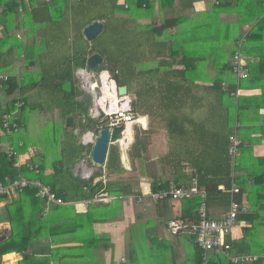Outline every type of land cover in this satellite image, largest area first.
<instances>
[{"label":"trees","instance_id":"trees-1","mask_svg":"<svg viewBox=\"0 0 264 264\" xmlns=\"http://www.w3.org/2000/svg\"><path fill=\"white\" fill-rule=\"evenodd\" d=\"M178 1V0H177ZM197 0H190L191 6ZM172 0H51L50 4L44 5L40 0H0V75L9 69L8 59L10 56L24 55L30 56L29 65H33L36 55L42 64L40 74L25 73L20 75V79L14 75H8L6 82L2 83L0 92L9 98L7 104L0 109V120L3 115H12L17 111L16 104L23 103L20 108L19 117L16 121L20 127V131L13 136L0 134V183L6 178L10 181L18 177H24L28 180H37L43 185L48 186L51 191L60 198L63 203L70 202L71 197H83L84 200L93 199L96 193L101 190L103 184L101 181L94 183V180L106 175L107 178L118 177L125 171L120 161V150L117 145H111L104 169L98 167L97 172L93 173L87 181H76L72 185H64L62 182V169L66 173L69 172L75 161L82 160L84 153L90 154L92 145L85 147L80 146L81 150H77L76 155L71 159V165L64 168L63 163L59 165L61 170L55 169L53 175H45L46 166L45 159L33 160L37 163L38 172L29 171L26 165L17 168V156L23 155L29 148V144L22 138L21 133L25 127V117L31 110L41 108V103H31L29 101V93L34 89H42L41 85L46 80H51L55 84V96L51 101L53 108H57L62 119L72 117L78 120L83 129L94 131L98 134L101 129L107 128L99 121H93L88 117V110L91 106L90 96L84 94L81 89L75 87L73 73L75 70L86 67V60L92 54H99L103 62L101 65L93 69L94 73L108 71L115 80L118 87L126 86L128 94L133 97L132 109L137 115H144L147 109L156 114L159 108H164L163 100L160 99V88L153 89L150 84L146 88V73L144 63L155 62L156 70L148 71L150 79L155 80L157 84L162 79H168L170 76H184L193 61L182 60L185 66L184 70L177 71L172 69L176 66L178 52L185 56V48L180 45L177 47L176 28L180 25L183 17H164L159 25H138V20L146 18L153 19L156 8L161 10L164 6L173 7ZM217 4V5H216ZM219 4V5H218ZM29 6V7H28ZM227 7V3L222 0H215L211 6L210 13L205 16L217 17ZM255 9L257 10L253 16H239L238 21L232 25L213 23L212 18L199 27L198 32L204 38L201 47V55L209 54L208 51L221 54L222 57L229 55L231 61L224 64V72H228L232 77L227 83V89L223 95H230L236 90L262 89L264 91V20L260 19L264 12V0H258ZM257 20V21H256ZM95 21L102 23V33L94 41L88 43L83 39L82 30L91 25ZM255 21V22H254ZM247 22V23H246ZM248 24V25H247ZM244 25L249 27L248 30L243 29ZM26 31V39L30 40L26 44L19 35L17 30ZM41 30L43 32L39 42L32 36V33ZM81 38L84 42L83 47L79 48L72 43V40ZM74 38V39H73ZM57 46V47H56ZM63 56L60 60H54L53 54L56 48L64 49ZM36 48V49H35ZM239 52L241 58L245 62L247 70V78L237 83L235 76L231 71V62L234 55ZM183 58V57H182ZM180 63V64H181ZM51 74L48 76V73ZM164 69L166 71L161 70ZM153 76H156L154 78ZM221 80L215 79L211 88L221 90ZM57 91V92H56ZM167 92V91H166ZM151 94L155 95L157 105L150 102ZM81 97L80 101L76 98ZM166 105L169 101L165 99ZM241 98L237 103V118L239 120L242 109ZM86 121V123H84ZM12 123V121H10ZM64 122V121H63ZM176 124V123H173ZM63 128V125H61ZM58 129V127H56ZM61 129V127H60ZM64 130V128H63ZM123 127L117 128L112 135V142L120 138ZM65 131V130H64ZM57 133V131H55ZM125 132V131H124ZM123 132V133H124ZM72 133V132H71ZM145 131H141L135 135V140L129 150L131 160L141 157L146 149ZM230 135H227V141ZM11 146L14 155L9 157L7 148ZM228 144L226 145L219 164L217 173L204 170L200 162V158L192 164L196 168L194 173L187 174L183 171L182 160L173 162L172 171L176 176L171 181L161 182L160 180L152 184L151 192H157L169 187V183L173 182L177 187L186 188L190 186L192 178H195L197 187L206 192V204L218 205L221 208H229L230 205V187L232 167L230 159L227 156ZM63 152V149H61ZM239 164V160L237 161ZM185 165V164H184ZM239 166V165H237ZM185 167H189L186 165ZM185 170V169H184ZM237 170V168H236ZM179 172V174H177ZM264 179V173L260 175L259 182ZM250 179H245L249 181ZM62 185V186H61ZM111 186H107L109 192ZM84 193V195H83ZM116 195H128V190L114 192ZM242 191L236 196V200L241 202ZM8 196H0V204L6 202ZM169 199L160 201L168 202ZM183 203V213L181 220L186 222L190 227L196 225L200 220L199 209L202 199L194 196L190 199L179 201ZM109 206H106L107 209ZM46 201L36 197V191L30 188L22 189L17 192V198L7 201L5 209L8 213L10 229L5 241L0 243V261L4 255L16 253L22 257L19 264H50L53 257H37L36 254L29 255L30 245L34 241L52 238L53 230H50V214L53 217H63V211L71 209L59 205H52L50 210L44 213ZM188 216H192L187 220ZM243 215L237 216L239 220H245ZM58 223L51 225L57 227ZM168 224V223H167ZM56 231V228H54ZM190 230V229H188ZM187 234V233H182ZM195 245L194 235L189 236ZM227 243V241H226ZM197 260L193 264H200L201 252L195 247ZM232 251V247H231ZM52 255L55 251H51ZM210 264H232L228 262L219 253H210ZM254 264H264L260 260Z\"/></svg>","mask_w":264,"mask_h":264},{"label":"crops","instance_id":"crops-1","mask_svg":"<svg viewBox=\"0 0 264 264\" xmlns=\"http://www.w3.org/2000/svg\"><path fill=\"white\" fill-rule=\"evenodd\" d=\"M222 1L227 3V7L217 17L204 15L210 13L215 0H197L191 6H189L190 0H178L173 3L172 8L164 6L159 11L156 8V13L159 12L166 17H183L176 28L177 47L180 50L182 45L186 54L183 56L178 52L177 64L172 69L177 71L185 69L180 62L181 59H191L192 66L186 75L170 76L168 79H162L159 84L148 76L149 70L153 71V75L155 74L156 65L145 67L146 80L149 81L146 82V88L150 84L157 90L159 86V97L163 100L164 107L159 108V113L156 114L147 109L142 116L148 120L147 128H143L145 131L143 137H146L147 143L145 151L141 153L139 159L131 160L128 152L136 134L134 129L132 132L129 130L130 136L125 132L123 137L129 146L127 149L119 148L120 161L125 172L111 178L103 174L102 177L94 180V183L101 181L103 184L94 197L105 195L110 200L93 202V199L71 197L70 202L61 205L71 208L63 211V217L57 219L50 214V219L54 220L48 224L50 230H53L52 238L34 241L30 245L29 255L53 257L50 264L195 263L198 252L195 250L196 245L193 240L189 239L193 233L188 231L185 232L187 234L171 236L167 229V223L171 219L182 216L183 203L179 201L158 203L152 201L147 194L151 192L152 184L157 180L166 182L174 179L176 174L172 171V164L178 160H182L183 171L186 165L196 170L192 163L200 158V162L204 163L202 165L204 170L217 173L223 151L227 144L229 146L227 135L232 134L237 135L241 146L239 166L235 176L231 174V178L235 179V184L242 191L240 203L244 212L239 215H243L246 219L236 223L227 235L226 241L232 247L234 255H264V179L259 182L260 175L264 173V91L260 88L238 89L237 94L235 92L223 95L230 81L229 77H232L230 73L223 71V66L231 61V57L225 54L223 57L221 54L216 57V53L210 51L209 54L201 55L200 45H203L204 37L198 32L199 27L207 23L210 18L213 23L232 25L238 21L240 15L253 16L257 11L255 7L258 0ZM247 25H244V31L249 29ZM82 70H86V67L74 71L80 89L79 72ZM162 71L166 70L162 69ZM215 79L221 80V90L211 88ZM166 98L169 106L166 105ZM240 98L243 101L238 120L237 103ZM150 102L157 105L155 95L151 94L149 106H151ZM60 117L62 118L61 113ZM68 118L72 119L73 126L72 117L62 119L61 125L64 126ZM66 128L76 135L77 141L76 129ZM87 138L77 141L78 150H81L80 146L92 145L86 144ZM36 149L39 157L33 160L45 159V175H53L55 169L61 170L59 165L63 163L62 157L51 159L50 155L55 152L48 155L45 149L44 151L43 148ZM59 153V156L63 155L61 150L55 155ZM83 161L84 158L75 161L68 173L62 169L63 173L60 174L63 176L64 185L87 181L91 177V173L85 171L91 169L89 164L91 166L92 163L90 159L87 165ZM71 163V159L69 162L65 161L64 168ZM79 170H81L80 176ZM245 179L250 180L245 181ZM108 185L111 186L108 191L113 194L107 192ZM121 190H128L129 194L114 193ZM15 198L17 193L8 196L6 202ZM6 202L0 204V230L7 239L10 225L5 209ZM52 205L54 204H46L44 213L47 214ZM109 205L110 207L105 209ZM228 210L229 208H221L214 204L207 206L209 218L215 221L222 219ZM191 217L188 216L187 220L189 221ZM162 219L165 220L161 221ZM55 223H58L57 227H54L56 231L51 226ZM51 251H55L53 255ZM21 260L19 254L11 253L4 255L0 264H19Z\"/></svg>","mask_w":264,"mask_h":264},{"label":"built area","instance_id":"built-area-1","mask_svg":"<svg viewBox=\"0 0 264 264\" xmlns=\"http://www.w3.org/2000/svg\"><path fill=\"white\" fill-rule=\"evenodd\" d=\"M30 0H26L29 3ZM158 2L159 0H155ZM176 2L177 0H172ZM51 0H40V3L44 5L50 4ZM29 7V6H28ZM264 20V12L261 16ZM246 64L241 58L239 52H237L231 62V71L235 76L237 83L247 78ZM80 74V86L81 89L90 96L91 107L88 111V117L93 121H99L106 123V126L111 131V139L114 131L123 127L120 134V138L116 140L112 145H118L120 150L127 149L128 144L123 143V132L127 128V125H131L132 130L140 123V116L134 113L132 109L133 97L128 93L126 95H120L118 93V85L111 77L108 71H101L98 73H86L85 70L79 72ZM8 76L0 75V89H2V83L6 82ZM105 92L109 96H105ZM238 91L236 92V94ZM23 106V103H17V111L12 115H3L0 120V134L13 136L20 131V127L17 124L19 117V110ZM18 115L16 116V114ZM12 121V123L10 122ZM143 127V126H142ZM96 136L91 134L87 138V143L93 144ZM228 150L227 156L230 159L232 167V175L235 176L237 168V160L240 155L241 141L236 134H232L228 138ZM7 148L8 156L11 157L15 153L11 146H5ZM39 152L36 148H28L26 153L17 156L16 167L26 165L29 171L38 172V164L33 163V158H38ZM40 160V159H39ZM187 174L194 173V169L191 167H185L184 170ZM232 177V183L230 187V205L227 214L215 221L209 218L206 206V192L197 187L195 178H192L190 186L183 188L177 187L173 182L169 183V187L157 192H149L147 195L154 202H160L166 199L171 201H181L184 199H190L194 196H198L202 199V204L199 209L200 220L196 225L189 226L186 222L180 218H173L167 224V229L171 236H178L184 232L191 231L195 237V245L201 252L200 264H210V253L217 252L224 257L228 262L232 264H254L260 260L264 261V255H234L231 251V246L226 243V237L230 234L232 229L236 226L237 216L244 212L242 203L238 202L235 197L240 193V189L234 182ZM30 188L36 191V197L45 200L46 204L64 205L63 201L56 197L48 186L43 185L37 180H28L24 177H18L17 179L10 181L6 178L0 183V196H10L12 194L21 191L22 189ZM110 199L105 195H98L93 198V202L109 201ZM190 229V230H188Z\"/></svg>","mask_w":264,"mask_h":264},{"label":"rangeland","instance_id":"rangeland-1","mask_svg":"<svg viewBox=\"0 0 264 264\" xmlns=\"http://www.w3.org/2000/svg\"><path fill=\"white\" fill-rule=\"evenodd\" d=\"M164 17H166V15L161 14V13H155L154 18L150 19V18H146L144 20H138L136 22V24L138 25H145V24H150V25H159L161 23V21L164 19ZM16 35H19L22 40H24L26 42V44H29L31 41L26 39V31L25 30H17L15 31ZM33 37L36 39V42H39L40 37H42L43 32L41 30L36 31L35 33H32ZM74 39V38H73ZM75 43V45L79 48L83 47L84 42L83 40L79 37L76 38L74 40H72V43ZM57 47V46H56ZM36 49V48H35ZM66 49V46H64V49L61 47L56 48L55 53L53 54V59L54 60H60V58L63 56V52ZM34 57V63L33 65H29V58L30 56L24 57V55L20 54V55H12L10 56L8 59L9 64V69L2 72V75H14L16 77H18L20 79V75L21 74H25L27 73H33V74H40L41 72V66L42 64L39 61V58L34 54L32 55ZM144 67H152L155 64V62H150V63H144L143 64ZM51 69L48 73V76L51 74ZM73 79L75 80V87L77 89H80L79 87V83H77V80L75 79L74 73H73ZM55 84L53 83V81L46 80L44 83H42V89H44V91L39 90V89H34L30 95H29V101L32 103H41V108H37L35 110H31L29 111V113H27L26 117H25V127L22 130L21 136L22 138L29 144L30 148H43L46 150L47 154H51L52 152H57L61 149H63V155L59 156V154L55 155L52 154L50 155V158L53 159L55 158L58 159V157L63 158V162L67 161L69 162L70 159H72L76 153H77V141H80V139L89 136L91 134H93L94 136H98V134L94 133V131H89L86 129H83L81 127V125L79 124L78 120H74L73 121V126L72 129H76L77 131V141L75 138V134L71 133V131L67 130V128L65 127V124L62 128L61 123H62V118L60 117V113L59 110L57 108H53L51 107L53 101H51V99H53L55 96L57 97L56 93H55V89L54 86ZM57 92V91H56ZM4 93H0V109H2L8 102L9 98L5 95H2ZM77 101L81 100V97L76 98ZM18 115V113L16 114V116ZM143 115H141L140 117V123L142 124V126L135 127L134 128V132L135 134L143 131V128H147V123L148 120L147 118ZM84 123H86V121H84ZM106 126V123H102ZM56 125L58 127V129L56 128ZM61 127V129H60ZM130 128L131 132H132V128L131 125L127 126L126 129ZM125 129V132H126ZM57 131V133L55 132ZM114 143V142H112ZM84 155V159L85 161H83V163L85 165L89 164L88 160H89V155H87V152L83 154ZM53 156V157H52ZM124 161V160H123ZM82 163V162H81ZM81 163H78V165H80ZM91 168L90 170H86L85 172H88L90 174V176L97 172L98 168L97 166H90ZM83 172V171H82ZM84 173V172H83ZM78 175H81V170L78 171ZM16 194V193H15ZM165 219H162L161 221H164Z\"/></svg>","mask_w":264,"mask_h":264},{"label":"water","instance_id":"water-1","mask_svg":"<svg viewBox=\"0 0 264 264\" xmlns=\"http://www.w3.org/2000/svg\"><path fill=\"white\" fill-rule=\"evenodd\" d=\"M102 23L100 21H95L91 25L85 27L82 30V37L88 43L94 41L102 33ZM103 62L102 57L99 54H92L86 60V73L90 74L96 66L101 65ZM118 93L120 95H126L128 93L127 87H119ZM66 127H72V119L68 118L65 121ZM111 131L108 128L101 129L96 136L92 149L90 151L89 159L91 163L97 167H105L107 157L109 154V149L111 146ZM6 237L2 230H0V243L5 241Z\"/></svg>","mask_w":264,"mask_h":264},{"label":"bare ground","instance_id":"bare-ground-1","mask_svg":"<svg viewBox=\"0 0 264 264\" xmlns=\"http://www.w3.org/2000/svg\"><path fill=\"white\" fill-rule=\"evenodd\" d=\"M105 96H109V94L105 92ZM127 126H129V125H127ZM129 130H130V128L126 129V133H129ZM124 134H125V132L123 133V135H124ZM129 136H130V133H129ZM87 137H88V136H86V138H87ZM123 143L127 144V141L124 139V140H123Z\"/></svg>","mask_w":264,"mask_h":264}]
</instances>
